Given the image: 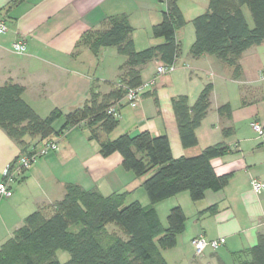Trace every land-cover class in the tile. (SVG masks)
Masks as SVG:
<instances>
[{
	"label": "crops",
	"instance_id": "obj_1",
	"mask_svg": "<svg viewBox=\"0 0 264 264\" xmlns=\"http://www.w3.org/2000/svg\"><path fill=\"white\" fill-rule=\"evenodd\" d=\"M154 2L0 0V18L8 27L0 34V85L12 81L24 86L23 99L42 117L54 108L67 113L82 106L95 80L104 92L108 90L104 82L118 81V68L124 57H113L110 76L92 73L91 68L100 64L103 54L116 55L117 51L115 47H107L96 55L80 43L81 36L99 28L106 17L125 14L133 27L132 38L137 50L160 43L161 39L151 37V27L161 19L165 6L159 2L162 6L157 8ZM207 4L208 0L178 1L187 24L177 33L181 54L176 69L157 78L150 89L156 93L159 106H153L149 96L142 97L136 107L122 104L118 127L111 134V137L121 133L134 135L147 130L155 137L165 133L174 158L196 155L205 146L222 140L232 150L211 160L216 175H229L223 189L207 190L196 202L187 192H181L154 204L163 226L167 225V215L173 206H180L186 215L185 227L178 234L176 245L161 251L168 264H235L236 256L252 247L258 235L264 233V190L256 193L250 185L252 178L264 182L263 137L251 126L253 121L264 125V79L259 75L264 70V42L242 54L239 60L242 74L238 80L233 79L230 67L212 55L192 58L189 49L195 35L191 20L203 13ZM243 12L252 27L248 9L244 7ZM138 30H144L145 35H137ZM19 38L26 42L22 54L12 50L13 42ZM157 66L158 61L154 60L142 68L143 82L155 75ZM207 83L213 85L211 107L195 131L197 145L185 149L170 99L185 94L192 104ZM225 103L233 109L229 120L217 113V108ZM228 126H234L236 132L223 139L221 131ZM24 139L28 149L42 145L37 138ZM51 139L57 140V151L32 162L14 185L12 196L0 201V245L22 225L28 214L62 199L68 183L85 189L96 188L103 195L125 192L126 203L137 200L143 206L150 205L142 187L147 176L135 177L125 170L118 153L101 156L98 142L88 139L86 128L70 127ZM20 152V146L0 129V180ZM211 206L215 207L212 213L208 211ZM200 234L208 240L224 238L225 242L217 250L208 246L196 257L191 240Z\"/></svg>",
	"mask_w": 264,
	"mask_h": 264
},
{
	"label": "trees",
	"instance_id": "obj_2",
	"mask_svg": "<svg viewBox=\"0 0 264 264\" xmlns=\"http://www.w3.org/2000/svg\"><path fill=\"white\" fill-rule=\"evenodd\" d=\"M178 1L158 0L165 8L161 19L151 27V37L162 41L142 50L135 48L134 30L125 14L106 17L99 28L81 36L80 43L94 54L115 47L124 61L118 68V81L104 82L108 87L104 92L95 80L80 107L67 113L54 108L42 117L23 99L24 86L12 81L0 85V129L20 146V153L31 150L25 137L37 138L43 144L70 127L81 125L88 130V139L98 142L101 156L118 153L125 170L135 177L147 176L142 187L150 202L148 206L137 200L126 203L125 192L103 195L96 188L68 183L62 199L28 214L0 245V264H168L161 251L176 245L186 215L180 206H173L167 225L163 226L154 204L181 192H187L196 202L207 190L219 191L227 184L229 175H216L211 165L213 158L232 152L224 140L205 146L196 155L174 158L165 133L153 137L143 130L111 137L119 124V108L124 104L121 99L128 89L143 82L142 68L154 60L158 64H174L181 54L177 33L187 21ZM244 7L249 11L252 27L246 21ZM191 23L195 37L190 56L212 55L230 67L233 79L238 80L242 54L264 42V0H208L205 11ZM212 90V83L205 84L192 104L185 94L170 99L185 149L197 145L195 131L210 110ZM143 96L152 97L155 106H159L154 91L148 90ZM115 104V111L109 112ZM217 113L220 118L231 119L230 105H220ZM261 126L264 134V125ZM221 132L223 139L234 134L232 126ZM208 211L214 212L215 207ZM108 224H114L122 235L107 231ZM58 250L67 252L69 259L61 263L56 256ZM235 264H264V233L258 235L252 247L236 256Z\"/></svg>",
	"mask_w": 264,
	"mask_h": 264
},
{
	"label": "built area",
	"instance_id": "obj_3",
	"mask_svg": "<svg viewBox=\"0 0 264 264\" xmlns=\"http://www.w3.org/2000/svg\"><path fill=\"white\" fill-rule=\"evenodd\" d=\"M7 30L8 27L4 19L0 18V34H4ZM12 50L18 54L24 53L26 50L25 40L23 38L15 40L12 44ZM175 69L176 63L169 65L158 64L155 75L150 80L142 82V84L138 87L128 89L120 102L128 104L130 107H136L144 93L153 87L157 78L162 75L169 74ZM259 75L262 79H264V70L260 71ZM116 104H118V102ZM116 104L109 108V112L115 111L117 107ZM251 126L259 136H264L262 126L259 123L252 122ZM57 149V140L50 139L36 149H31L27 153H19L18 156L8 165L3 178L0 180V201L12 196L14 185L23 178L26 170L32 162L50 152L57 151ZM250 185L256 193H260L264 190V182L258 179L252 178L250 180ZM224 242V238L208 240L203 234L197 235L191 240L196 257L201 256L208 246H210L213 250H217L224 244Z\"/></svg>",
	"mask_w": 264,
	"mask_h": 264
},
{
	"label": "rangeland",
	"instance_id": "obj_4",
	"mask_svg": "<svg viewBox=\"0 0 264 264\" xmlns=\"http://www.w3.org/2000/svg\"><path fill=\"white\" fill-rule=\"evenodd\" d=\"M154 6L155 7H157V8H159V6H162V5H160V3L157 1V0H155V2H154ZM250 20H252L251 19V17H250ZM187 21V20H186ZM250 22H252V21H250ZM191 25V24H190ZM192 26V25H191ZM137 35H139V36H144L145 35V33H144V30H138V32H137ZM112 48H114V47H112ZM142 49H144V48H141V49H139V50H142ZM115 56H120V55H118V53H116V55H109V54H106V55H102V60H101V58H100V64H95L94 65V67H92L91 68V72L92 73H94V72H103L105 75H108V76H110V69H111V65H114V59H113V57H115ZM163 76V75H162ZM161 77V76H160ZM144 97V96H143ZM142 99V98H141ZM140 99V100H141ZM146 99V98H145ZM148 99V98H147ZM139 100V101H140ZM149 100L151 101V103H152V105L154 106L155 104H154V101H153V99L151 98V97H149ZM231 107V106H230ZM233 109H232V107H231V115H232V113H233V111H232ZM233 130H234V134H235V132H236V128L233 126ZM233 134V135H234ZM106 230L107 231H109V232H112V231H115V232H117L118 234H120V235H122V233H121V231H119L118 229H117V227L114 225V224H108L107 226H106ZM101 240H103L104 241V236H102L101 237ZM56 256H57V259L61 262V263H63V262H65V261H67L68 259H69V254L67 253V252H65V251H62V250H58L57 251V253H56Z\"/></svg>",
	"mask_w": 264,
	"mask_h": 264
}]
</instances>
